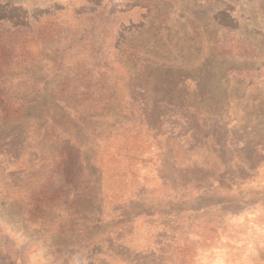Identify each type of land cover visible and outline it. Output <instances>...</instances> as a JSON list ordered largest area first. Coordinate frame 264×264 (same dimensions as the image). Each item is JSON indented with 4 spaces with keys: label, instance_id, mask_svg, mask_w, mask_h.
Masks as SVG:
<instances>
[{
    "label": "rangeland",
    "instance_id": "rangeland-1",
    "mask_svg": "<svg viewBox=\"0 0 264 264\" xmlns=\"http://www.w3.org/2000/svg\"><path fill=\"white\" fill-rule=\"evenodd\" d=\"M0 264H264V0H0Z\"/></svg>",
    "mask_w": 264,
    "mask_h": 264
}]
</instances>
